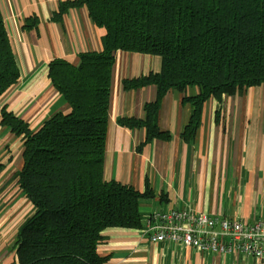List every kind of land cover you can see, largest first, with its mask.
<instances>
[{
    "label": "trees",
    "instance_id": "16d2710c",
    "mask_svg": "<svg viewBox=\"0 0 264 264\" xmlns=\"http://www.w3.org/2000/svg\"><path fill=\"white\" fill-rule=\"evenodd\" d=\"M82 7L104 30L102 50L80 53L77 65L54 59L47 66L70 112H57L31 131L6 107L0 111L1 124L23 142V165L14 179L32 206L12 245L18 264H107L97 253L104 232L143 227L139 207L150 192L103 175L116 52L161 59L159 72L123 81L126 90L155 88L143 120L120 121L144 128V143L169 138L157 126L169 91L198 89L184 98L191 116L182 136L190 139L209 98L221 101L264 83V0H73L59 3L54 15ZM19 78L0 12V98Z\"/></svg>",
    "mask_w": 264,
    "mask_h": 264
},
{
    "label": "crops",
    "instance_id": "0c3cea01",
    "mask_svg": "<svg viewBox=\"0 0 264 264\" xmlns=\"http://www.w3.org/2000/svg\"><path fill=\"white\" fill-rule=\"evenodd\" d=\"M73 0H0V12L20 78L0 98L31 131L57 112L70 107L48 79L54 59L73 65L82 52L102 50L104 30L96 27L86 8H72L56 19L59 3ZM35 27H29L31 21ZM161 69L157 56L116 52L112 68L108 130L104 155L105 180L133 187L151 197L139 207L142 229L111 228L97 253L107 264H264L241 253H202L168 242H150L143 233L148 216L156 211L191 209L218 218L264 220V83L242 94L209 98L202 106L194 136L185 139L191 116L185 97L198 89L169 91L163 98L157 126L169 138L144 143L142 127H127L124 119L143 120L144 105L155 88L126 90L123 81ZM23 142L0 117V264H18L12 248L18 228L32 206L14 179L23 165Z\"/></svg>",
    "mask_w": 264,
    "mask_h": 264
},
{
    "label": "built area",
    "instance_id": "2783aa9c",
    "mask_svg": "<svg viewBox=\"0 0 264 264\" xmlns=\"http://www.w3.org/2000/svg\"><path fill=\"white\" fill-rule=\"evenodd\" d=\"M143 233L154 243L168 242L202 253H241L264 261V220L249 224L182 208L151 213Z\"/></svg>",
    "mask_w": 264,
    "mask_h": 264
}]
</instances>
